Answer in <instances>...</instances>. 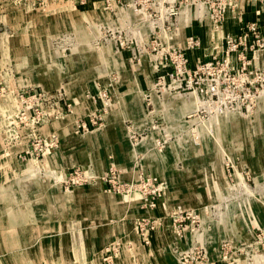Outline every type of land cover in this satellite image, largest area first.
Here are the masks:
<instances>
[{
  "label": "rangeland",
  "instance_id": "1",
  "mask_svg": "<svg viewBox=\"0 0 264 264\" xmlns=\"http://www.w3.org/2000/svg\"><path fill=\"white\" fill-rule=\"evenodd\" d=\"M202 4L0 0V264H264V31Z\"/></svg>",
  "mask_w": 264,
  "mask_h": 264
},
{
  "label": "crops",
  "instance_id": "2",
  "mask_svg": "<svg viewBox=\"0 0 264 264\" xmlns=\"http://www.w3.org/2000/svg\"><path fill=\"white\" fill-rule=\"evenodd\" d=\"M153 1L155 2V0H153ZM200 1H202V3H203L201 10L204 11L205 10L204 4H205L206 0H200ZM190 5L191 4H188L185 7H183L182 13H186V11L189 12L188 10L191 7ZM199 5H201V4H199ZM227 7L228 8L225 12L226 20L224 21V29L226 31H228V32H231V31L239 32L242 25H244L245 23L247 24L249 22H256L257 27H259V29L261 31H264V0L262 2L253 1V0H236V6H231L230 4H228ZM155 8H156L155 5H153V4L150 5V9L154 10ZM113 11L114 10L109 11V12H113ZM115 11H116V8H115ZM198 11H200V10L198 9ZM103 14L105 15L104 12H103ZM121 14H123V18L124 17L128 18L130 23L132 24V27H130L132 30L129 32H131V35L133 36V39H135L136 44L139 43V45H140L141 41H146L145 39L147 37V34L149 33V30L147 28H145L143 25L138 24V20L136 18H137L139 13L136 10H133L132 8H126L125 10H123V12ZM181 18H182V15H181L180 19ZM178 22L180 25L182 24V22L180 20H178ZM200 31L202 33H205L207 31L206 25H203L202 29ZM181 33H182V31H181ZM185 35L187 36L188 34H185ZM185 35L182 34V36H181V34H180L179 38H177V40L173 39L172 42H174V43L184 42ZM251 38H252V36L250 37V39ZM108 47L110 48V50H112L111 48H113L112 46H109V45H108ZM134 48H136L135 45H134ZM128 54H129V52L127 50L124 51V53H122L121 56H115V55L110 54L113 57L110 58L108 56V60H110V59L112 60V59H114V57H116L122 61L123 60L125 61V60L129 59ZM181 108L184 111V109H186V106L182 105ZM135 116H136V118L141 117L140 114H135ZM168 240L169 239H166L167 244H168Z\"/></svg>",
  "mask_w": 264,
  "mask_h": 264
},
{
  "label": "built area",
  "instance_id": "3",
  "mask_svg": "<svg viewBox=\"0 0 264 264\" xmlns=\"http://www.w3.org/2000/svg\"><path fill=\"white\" fill-rule=\"evenodd\" d=\"M226 0H224V2H225ZM253 1H259V2H262L263 0H253ZM228 2H231V0H228ZM223 11H224V5H223V3H221V1H218V2H215L214 3V6H213V8H212V12H213V14H214V16H216V17H221V16H223ZM251 29L252 30H256V28H255V24L253 25V24H251Z\"/></svg>",
  "mask_w": 264,
  "mask_h": 264
}]
</instances>
